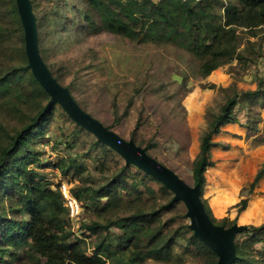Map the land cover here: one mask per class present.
<instances>
[{
    "label": "trees",
    "instance_id": "trees-1",
    "mask_svg": "<svg viewBox=\"0 0 264 264\" xmlns=\"http://www.w3.org/2000/svg\"><path fill=\"white\" fill-rule=\"evenodd\" d=\"M80 3L81 9L69 18L61 17V5L56 1L52 28L59 26L61 34L70 30L85 37L109 34L134 43L175 47L190 57L202 79L233 64L247 70L263 57L264 0ZM27 64L15 0H0V264L181 263L185 258L195 264H216V254L188 229L185 206L172 201L171 191L127 165L59 105L45 110L49 96ZM46 66L52 75L54 67ZM60 76L52 75L57 82ZM66 88L73 97L72 86ZM208 88L222 101L206 109L198 151L191 161V178L193 185H200V198L210 220L230 227L236 219H216L202 198L205 171L213 165V138L224 126L238 123L234 109L239 101L247 99L253 104L264 100V88L258 83L254 90L238 89L234 80L226 86L209 84ZM111 108L112 125L105 126L109 130L127 114L119 116L114 104ZM145 124L140 114L130 128V139L166 166L150 154L156 145L152 138L143 137ZM52 125L60 137L57 144L64 146L66 155L42 159L38 142ZM46 169L57 171L67 181L52 183L41 171ZM263 176L264 166L249 184L248 196ZM61 183L68 185L70 195L80 205L77 219L69 217ZM248 202L249 197H242L230 209L240 214ZM82 214H87L88 220L76 235L71 231L72 223ZM246 227L234 239L236 260L232 264H264L255 255L256 246L264 245V222Z\"/></svg>",
    "mask_w": 264,
    "mask_h": 264
},
{
    "label": "rangeland",
    "instance_id": "rangeland-1",
    "mask_svg": "<svg viewBox=\"0 0 264 264\" xmlns=\"http://www.w3.org/2000/svg\"><path fill=\"white\" fill-rule=\"evenodd\" d=\"M56 1L61 5V17L71 18L81 9L80 0H30L40 55L45 64L54 67L52 75H61L59 84L71 85L74 99L104 126L112 125V104L119 116L126 112L111 129L124 140H130V128L141 114L146 123L142 135L146 140L152 138L156 145L150 154L193 186L191 161L198 151L206 109L222 101L208 85L226 86L234 80L238 89L254 90L258 83L264 88V52L247 70L233 64L202 79L190 57L172 46L134 43L109 34L85 37L72 30L61 34L59 26L52 28L51 23ZM234 111L238 123L224 126L213 138V165L205 171L202 198L216 219L228 217L239 225H259L264 222V176L251 195L247 190L264 166V100L253 104L241 100ZM56 134L52 125L39 140L42 159L66 155L64 146L57 144L60 137ZM41 171L54 184L67 181L53 169ZM242 197H249L248 206L237 214L230 207ZM87 216L82 214L72 223L73 233L79 234V226L88 220ZM255 249V255L264 263V245ZM148 264L195 263L185 258L181 263L170 260Z\"/></svg>",
    "mask_w": 264,
    "mask_h": 264
},
{
    "label": "water",
    "instance_id": "water-1",
    "mask_svg": "<svg viewBox=\"0 0 264 264\" xmlns=\"http://www.w3.org/2000/svg\"><path fill=\"white\" fill-rule=\"evenodd\" d=\"M15 4L23 30L27 67L49 96L45 110L54 104L59 105L72 121L92 134L98 142L112 149L127 165L136 167L171 191L172 201H180L185 206V218L189 222L188 229L192 231L195 238L216 254V264H232L236 260L234 239L247 227L237 223L230 227L214 224L201 201L199 184L188 185L171 169L148 156L144 149L137 146L132 139L128 141L121 139L115 132L84 112L68 89L58 84L52 77L40 55L37 21L30 0H15Z\"/></svg>",
    "mask_w": 264,
    "mask_h": 264
},
{
    "label": "built area",
    "instance_id": "built-area-1",
    "mask_svg": "<svg viewBox=\"0 0 264 264\" xmlns=\"http://www.w3.org/2000/svg\"><path fill=\"white\" fill-rule=\"evenodd\" d=\"M60 193L64 198L65 207L68 210L69 217L72 220L77 219L81 213V208L78 202L70 195L68 185L66 183L60 184Z\"/></svg>",
    "mask_w": 264,
    "mask_h": 264
}]
</instances>
